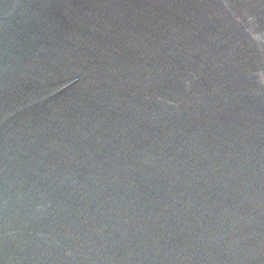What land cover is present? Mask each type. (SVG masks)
I'll return each instance as SVG.
<instances>
[{
  "label": "water",
  "instance_id": "1",
  "mask_svg": "<svg viewBox=\"0 0 264 264\" xmlns=\"http://www.w3.org/2000/svg\"><path fill=\"white\" fill-rule=\"evenodd\" d=\"M0 264H264V0H0Z\"/></svg>",
  "mask_w": 264,
  "mask_h": 264
}]
</instances>
